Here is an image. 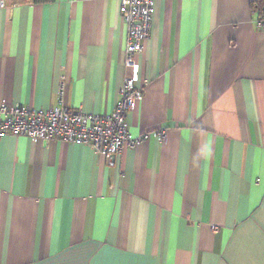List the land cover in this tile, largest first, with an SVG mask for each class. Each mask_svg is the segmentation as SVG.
Masks as SVG:
<instances>
[{"label": "crops", "instance_id": "1", "mask_svg": "<svg viewBox=\"0 0 264 264\" xmlns=\"http://www.w3.org/2000/svg\"><path fill=\"white\" fill-rule=\"evenodd\" d=\"M0 104L127 114L148 135L110 161L76 143L0 139V264H264V31L257 0H154L123 65L118 0H4ZM164 132V139L157 134Z\"/></svg>", "mask_w": 264, "mask_h": 264}, {"label": "built area", "instance_id": "2", "mask_svg": "<svg viewBox=\"0 0 264 264\" xmlns=\"http://www.w3.org/2000/svg\"><path fill=\"white\" fill-rule=\"evenodd\" d=\"M119 12L126 26L123 65L132 63L144 50L151 32L155 13L154 0H118ZM5 1L0 0V8ZM258 30L264 31V12L255 20ZM64 78L57 91V105L42 110L31 106L0 104V139L7 136L27 137L33 141L49 143L62 141L76 143L93 149L97 156L110 161L128 149H135L146 141L148 135L134 137L126 117L134 111L143 95L135 79L126 75L118 90V100L110 114L97 115L70 109L63 104ZM157 134L164 139V132Z\"/></svg>", "mask_w": 264, "mask_h": 264}, {"label": "trees", "instance_id": "3", "mask_svg": "<svg viewBox=\"0 0 264 264\" xmlns=\"http://www.w3.org/2000/svg\"><path fill=\"white\" fill-rule=\"evenodd\" d=\"M54 0H33L34 3L43 4L48 2H53ZM253 9L257 12V15L260 16L264 12V0H257L253 3Z\"/></svg>", "mask_w": 264, "mask_h": 264}]
</instances>
